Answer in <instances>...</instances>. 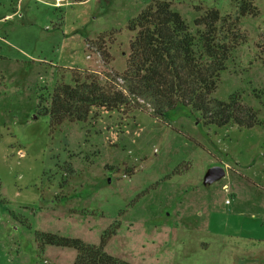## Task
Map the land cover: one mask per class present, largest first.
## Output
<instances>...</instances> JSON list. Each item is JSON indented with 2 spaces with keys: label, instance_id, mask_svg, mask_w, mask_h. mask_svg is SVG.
I'll return each mask as SVG.
<instances>
[{
  "label": "rangeland",
  "instance_id": "374dc122",
  "mask_svg": "<svg viewBox=\"0 0 264 264\" xmlns=\"http://www.w3.org/2000/svg\"><path fill=\"white\" fill-rule=\"evenodd\" d=\"M152 1L0 0V264H73L36 231L99 244L117 221L105 249L132 264H264V0L213 94L240 93L260 125H207L183 105L156 117L149 102L53 129L39 109L77 70L122 84L129 21ZM168 1L194 32L208 7L239 16L240 0ZM212 166L226 174L205 184Z\"/></svg>",
  "mask_w": 264,
  "mask_h": 264
},
{
  "label": "trees",
  "instance_id": "16d2710c",
  "mask_svg": "<svg viewBox=\"0 0 264 264\" xmlns=\"http://www.w3.org/2000/svg\"><path fill=\"white\" fill-rule=\"evenodd\" d=\"M239 4V16L234 21L230 16H223L216 6L206 8L194 20L197 26L194 32L181 13L173 9L171 1L153 0L129 21L128 29L135 32V37L131 41L127 68L120 76L122 84L103 82L96 72L77 70L70 81L62 76L50 95L49 104L39 109L49 116L53 129L66 122L87 120L93 108L108 111L140 108L149 102L156 117L167 109L183 105L200 114L207 125L233 124L241 128L260 125L259 112L242 102L240 93L232 94L228 101L213 96L229 59L245 42L238 22L258 12L251 0H240ZM100 48L102 45L99 51ZM108 56L104 51L105 59ZM185 169H189V164L175 172ZM119 226L117 221L103 231L99 244L39 230L36 240L42 252L47 245L75 249L77 256L73 264H132L105 249Z\"/></svg>",
  "mask_w": 264,
  "mask_h": 264
},
{
  "label": "water",
  "instance_id": "95a60500",
  "mask_svg": "<svg viewBox=\"0 0 264 264\" xmlns=\"http://www.w3.org/2000/svg\"><path fill=\"white\" fill-rule=\"evenodd\" d=\"M226 174V170L222 166H212L205 174V184H211L217 180L223 178Z\"/></svg>",
  "mask_w": 264,
  "mask_h": 264
}]
</instances>
